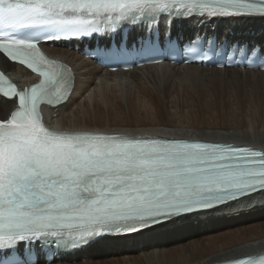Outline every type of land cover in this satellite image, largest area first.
<instances>
[{"label":"snow or ice","instance_id":"6c2138e0","mask_svg":"<svg viewBox=\"0 0 264 264\" xmlns=\"http://www.w3.org/2000/svg\"><path fill=\"white\" fill-rule=\"evenodd\" d=\"M161 13L264 17V0H0L4 28L47 30L45 41L115 32L122 22ZM39 43V37L0 35V53L41 78L18 92L0 73V94L19 98L11 117L0 121V250H11L0 264H37L33 254L16 252L19 242L86 245L264 191V152L197 140L50 131L39 107L68 98L71 74L46 59ZM235 264H264V258Z\"/></svg>","mask_w":264,"mask_h":264},{"label":"bare ground","instance_id":"6f19581e","mask_svg":"<svg viewBox=\"0 0 264 264\" xmlns=\"http://www.w3.org/2000/svg\"><path fill=\"white\" fill-rule=\"evenodd\" d=\"M206 19L207 18L193 17L185 20L184 23H181L179 28H183L185 34L193 36L211 35L214 32V29H216L219 39L227 37V28H224L225 26L222 25L220 19H218L216 26L215 22H209ZM230 21L231 25L235 28H239L240 25L243 24V28L238 29L237 32H246L248 34L247 36L254 38L257 42H264V19H249L243 17L240 19L230 18ZM173 29L176 31V26H174ZM197 30H200V32L197 34H191ZM245 40H247V38ZM48 51L54 55V57L59 58L68 64L73 69L76 78L75 88L69 100L58 109L50 111L49 115L46 117L49 124L58 127L60 130L105 131L107 133L119 132L136 137L209 139L233 142L235 144H247L264 149V121L257 119L254 122L252 119L255 118H253L254 116L251 114L254 108V104L251 101L253 99L258 100L256 102L262 101V104L264 105V96L254 95L253 97L250 96L243 100L241 98H228L227 93V99L224 103L212 102L213 107H216L217 105L220 106L217 112V115H219L217 116L218 118H215L213 123H209L203 118H199L196 126L195 123L193 124L194 126H191L188 123H181V119H179L181 115L179 116L176 113L177 117H175L176 115H166L165 119L162 117L163 120H159L158 123L149 122L150 124H148L147 122H133L135 126L129 123L127 125H101L92 123L90 122L91 120L87 118V116H89V109H91L93 116L98 118L100 116V113H97L99 106L106 105L110 99L114 98L113 92L116 91V89H112L113 83L116 82V84H118V80H136L133 78H139L140 75H137L138 73H141L146 77H152L149 79L154 81H160L163 79L162 81L172 89L175 87L174 84L182 85L183 83L181 80L188 81L187 84H196L203 80L204 83L205 80L211 82L221 80V82L224 81V84L237 83L253 88H264V72L202 69L195 66H159L160 68L145 67L128 72H104L97 66L93 65L89 60L74 55L72 52L66 51L65 49L53 48L48 49ZM3 68L12 73L16 79H19L20 77L29 78L28 73L23 69L15 65H10L5 61H3ZM142 79L144 80V78ZM141 82L143 83L142 80ZM158 83L159 82H157V84ZM217 83H219V81ZM225 85L227 86V84ZM225 85L224 88H226ZM140 86L142 85L140 84ZM144 89L143 91H145ZM121 91H123V88H121ZM123 93L125 92L121 93L125 97L126 94ZM128 97L130 98V96ZM140 98L141 97L139 96L138 101ZM160 99H162V97ZM162 104L164 105V103ZM225 106H227L228 111ZM13 108L14 102L0 98V121L7 120ZM148 111H150V108H148ZM160 111L163 110L161 109ZM154 118L156 119V117ZM126 121L125 123H127ZM115 123H117V121ZM263 251L264 192L210 212L178 218L162 227L152 229L142 234L107 238L98 241L91 245L87 250L80 253L75 263L66 261L52 264H214L246 255L255 257L260 255ZM82 257L87 258L86 262L81 263Z\"/></svg>","mask_w":264,"mask_h":264},{"label":"rangeland","instance_id":"374dc122","mask_svg":"<svg viewBox=\"0 0 264 264\" xmlns=\"http://www.w3.org/2000/svg\"><path fill=\"white\" fill-rule=\"evenodd\" d=\"M177 73H181V72H177ZM137 75H140L139 78H133V79H136V80H132V79L131 80H118L117 81L118 84H116V82L113 83L112 84V89L113 90L116 89V91L113 92L114 98L110 99V101L106 105H104V106L100 105L99 106L97 113H100V116L98 118H95L93 116V114H92L91 109H89L90 110V111H88L89 116H87V118H89L91 120L90 122L96 123V124H101V125H105V124H108V125H110V124H119V125L120 124H124V125H127L129 123V124L135 126V124L133 122H135V123L136 122L137 123H143V122L146 123L147 122L148 124H150L149 122L158 123L159 120L162 121L163 118L165 119L166 115L173 116V115L177 114L179 116L181 115V117L179 118V119H181L180 120L181 123H188L191 126H194L193 124L195 123V126H196L197 125L196 123H198V121H199L198 119L199 118H203L205 121H207L209 123H213L214 122L213 120L215 118H218L217 116H219V115H217V112H218L220 106L217 105L216 107H213V105H212L213 103L212 102H220V103L223 102L224 103V101L227 99V96H228V98H241L243 100L247 99L250 96L253 97L254 95L264 96V88H259V87L253 88V87H248V86H244L242 84H237V83L236 84L235 83H233V84L225 83V84H227V86H226L224 84V81L221 82V80H218L219 83H217L218 81H216V82L214 81L215 82L214 83V82H211V81H208V80H205V83H204V80H203L202 82L200 81V82H197L196 84H187L188 81H183V80H181L179 78L181 80V82L183 83L182 84L183 87H182V85L174 84L175 87L170 89L169 86L166 85L165 82L162 81L163 79L160 80L161 81L160 82V81L150 80L149 78H152V77H148V76L146 77V76H144L141 73H138ZM168 75H171V74H168ZM142 78H144V80ZM140 79L143 81V83L141 82ZM139 80H140V83H139ZM131 81H133V82H131ZM157 82H159V83L157 84ZM131 83H133V84H131ZM212 83H213V85H212ZM140 84L142 86H144V87L140 86ZM131 85H133V86H131ZM224 85H225L226 88H224ZM134 86L136 87V89H135ZM148 87H149L150 90L148 89ZM177 87H179V88H177ZM121 88H123V91H121ZM130 89H131V91H130ZM143 89L145 91H143ZM146 89H148L149 92ZM174 89H176V90H174ZM140 90H141V92H140ZM190 90H191V92H190ZM192 90H194V91H192ZM119 91H120V93H119ZM133 91H134V93H133ZM135 91H137V92H135ZM154 91H155V93H154ZM174 91H175V93H174ZM197 91L199 92V94H198ZM122 92H125V93H123V94H126L125 97H124V95L121 94ZM127 92L129 93V95H128ZM145 92L147 93L148 96L146 95ZM193 92H195L196 94L193 93ZM173 93L175 94V96H174ZM227 93H228V95H227ZM136 94H137L138 98H139V96L141 97L140 100L142 98L145 99V100L142 99L141 101L140 100L138 101V98L136 97ZM182 94H184V95H182ZM117 96H118V98H117ZM128 96H130V98ZM119 97H121V98H119ZM150 97H151V99H150ZM161 97H162V99H160ZM171 97H173V98H171ZM205 97H207V98H205ZM115 98H116L117 101L115 100ZM156 99H158V100H156ZM168 99H169V101H168ZM176 99H178V100H176ZM196 99L199 100V101H197ZM111 100L114 101V102H112ZM189 100H191V101H189ZM200 101H201V103H200ZM256 101H258V100L253 99L251 101L254 104V108H253V111L251 112V114L254 116L253 118H255V119H252V120L254 122L257 119H259L261 121H264V105L262 104L263 102L262 101L256 102ZM140 103H141V105H140ZM162 103H164V105ZM160 105H161V108H160ZM148 108H150V111H148ZM225 108L227 110V106H225ZM131 109H133V110H131ZM161 109L163 111H160ZM107 110H108V113H107ZM199 110H200V112H199ZM148 113H150V114H148ZM160 115H162V116H160ZM177 115L175 117H177ZM136 117H138V118H136ZM154 117H156V119ZM193 117H195V118H193ZM208 117H210V118H208ZM125 118L127 119V121H126ZM123 119H125V120H123ZM131 119H133L134 121L131 120ZM190 119H191V121H190ZM139 120H140V122H139ZM116 121H117V123H115ZM125 121L127 123H125ZM84 262L85 261H82V259H81V263H84Z\"/></svg>","mask_w":264,"mask_h":264}]
</instances>
